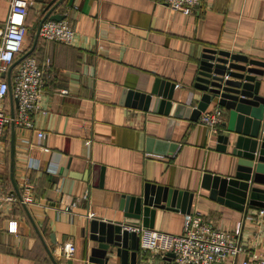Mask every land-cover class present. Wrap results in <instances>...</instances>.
<instances>
[{"label":"crops","instance_id":"0c3cea01","mask_svg":"<svg viewBox=\"0 0 264 264\" xmlns=\"http://www.w3.org/2000/svg\"><path fill=\"white\" fill-rule=\"evenodd\" d=\"M26 1L27 35L16 61L33 48L55 0ZM201 3L191 16L156 0H65L53 12L65 16L76 35L71 45L39 37L30 54L45 70L35 128L9 124L0 138V190L20 199L16 188L21 193L29 183L36 202L0 205V264H91L98 245L90 238L92 220L123 222L124 197H142L148 185L192 195L189 214L202 215L219 231L238 233L249 253L264 256V217L259 216L264 208L237 210L202 187L206 175L236 173L230 147L218 150L225 126L212 134L191 120L202 94L195 85L205 49L264 63V0ZM9 10V0H0V33ZM258 80L264 98V75ZM166 83L176 84L173 115L157 111L156 95L148 110L139 108L138 98L128 100L129 91L170 94ZM11 95L2 103L10 117L17 110ZM216 107L217 100L207 111ZM253 186L264 190L263 183ZM189 214L157 209L153 229L182 234ZM12 221L18 223L15 234L9 232ZM66 244L76 247L72 258L61 253ZM139 252L140 264H173L172 257Z\"/></svg>","mask_w":264,"mask_h":264},{"label":"water","instance_id":"95a60500","mask_svg":"<svg viewBox=\"0 0 264 264\" xmlns=\"http://www.w3.org/2000/svg\"><path fill=\"white\" fill-rule=\"evenodd\" d=\"M65 0H55L47 7L41 20L33 48L16 61L9 71L2 75L11 88V73L22 60L34 51L40 37V30L45 21H62L65 16L53 12ZM264 63L250 60L246 56L229 52L205 49L195 87L202 94L198 105L192 110V121H198L201 114L217 100V106L227 112L226 134L218 136V150L227 152L237 158L236 173L231 178L206 175L202 187L211 192L212 198L221 197L227 205L247 212L249 207L264 208V190L253 186L264 184V98L260 96L261 82L258 78L264 75ZM171 93L153 92L152 95L128 92V100L136 97L144 110L156 95L157 111L164 115H173V92L176 84L166 83ZM10 94L12 91L10 89ZM12 97V95H11ZM13 99V97H12ZM14 101V100H13ZM16 103V101H14ZM15 113L12 109L11 118ZM11 125L14 128V121ZM14 155V140L11 142V157ZM18 196L20 191L16 188ZM193 196L183 192H169L162 188L148 185L144 195L139 198L124 197L120 210L124 221L119 223L94 219L90 224L91 240L98 243L91 251V264H140V237L129 232L128 227L143 226L154 228V216L157 209H168L189 214ZM222 200V201H223ZM55 237L52 236V241ZM50 256H52L49 251ZM173 258V254H169Z\"/></svg>","mask_w":264,"mask_h":264},{"label":"built area","instance_id":"2783aa9c","mask_svg":"<svg viewBox=\"0 0 264 264\" xmlns=\"http://www.w3.org/2000/svg\"><path fill=\"white\" fill-rule=\"evenodd\" d=\"M174 13L185 16L193 15L202 6L201 0H156ZM10 10L4 30L0 33V138L7 125L14 121L20 128L33 130L35 128L34 115L39 108V102L44 89L45 70L35 58L28 56L18 64L17 72L10 83L1 76L9 71L19 55L23 53V44L27 35L26 18L29 5L26 0H9ZM75 30L66 21L47 20L42 25L40 37L47 42H58L71 45L75 39ZM10 89L16 101L17 110L12 119L4 109L2 103L8 97ZM62 94H67L63 91ZM225 122V112L221 107L201 114L199 123L208 128L212 134L221 131ZM40 139L45 138L44 132H39ZM89 144V143H88ZM32 187L25 184L21 190V198L14 195H4L0 190V205L4 201L32 205L34 201ZM264 217V211L259 212ZM89 218L94 215L88 214ZM140 237V249L153 252L163 257L173 254V264H226L234 258V264H264V256L251 254L244 248L237 236L238 233L217 230L202 215L195 213L185 217L182 234H168L143 226L128 227ZM18 223L12 221L10 233H17ZM73 244L62 246L61 253L66 258L75 255ZM245 255L239 262L238 258Z\"/></svg>","mask_w":264,"mask_h":264}]
</instances>
